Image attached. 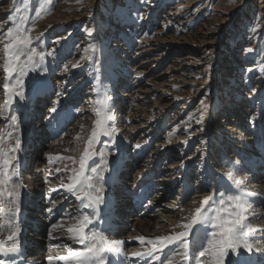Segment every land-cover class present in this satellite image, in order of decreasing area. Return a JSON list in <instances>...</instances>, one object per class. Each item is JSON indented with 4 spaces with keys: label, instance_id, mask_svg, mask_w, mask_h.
Listing matches in <instances>:
<instances>
[{
    "label": "rangeland",
    "instance_id": "374dc122",
    "mask_svg": "<svg viewBox=\"0 0 264 264\" xmlns=\"http://www.w3.org/2000/svg\"><path fill=\"white\" fill-rule=\"evenodd\" d=\"M41 3L28 0L25 9L24 0H0V32L15 22L9 16L18 19L26 14L31 48L45 54L42 63L35 58L36 68L24 77L23 97L16 98L9 108L15 103L26 106L34 93L52 82L41 118L53 117L52 107L61 108L64 114L69 111L67 116L73 118L66 121L69 132L57 143H52L49 135L42 139L43 144L65 148L64 154L56 156L47 151L48 160L53 157L49 185L70 183L72 170H79L97 119L95 100L105 95L110 97V126L116 131L111 137L98 136L91 149L94 159L98 156L92 167L101 164L103 153L107 160L103 168L110 166L112 170L127 152L140 160L138 172L140 167L156 166L157 173L163 172L164 180L170 182L168 192L178 190V195L166 196L159 203L161 213H166L165 204L170 202L177 205L174 212H188V200L183 203L179 195L185 194L188 185L192 189L190 201L202 195L214 194L219 200L221 193L236 194L223 188L225 181L234 183V178L242 184H254L243 170L264 171V157L257 152L264 151V0H52L38 16ZM249 48L253 51L248 52ZM3 83L0 70V108L5 100ZM75 93L85 99L78 103L79 96H72ZM235 106L243 113L239 119L230 112ZM16 124L11 122L10 128L14 125L22 131ZM76 125L77 130L71 131ZM10 128L0 129L5 135L0 138V147L2 143L5 147L15 144L17 138L6 136ZM70 132L74 141L67 144ZM66 146L76 147L69 151ZM247 150L252 157L249 160ZM210 162L218 165L214 166L216 171ZM129 168L133 170V166ZM187 174L196 182L184 187L181 183H187ZM263 179L254 185L264 183ZM151 218L152 222L157 219ZM248 222L252 227L251 220ZM178 257L183 260L184 255Z\"/></svg>",
    "mask_w": 264,
    "mask_h": 264
},
{
    "label": "bare ground",
    "instance_id": "6f19581e",
    "mask_svg": "<svg viewBox=\"0 0 264 264\" xmlns=\"http://www.w3.org/2000/svg\"><path fill=\"white\" fill-rule=\"evenodd\" d=\"M55 16L62 17V15L58 13H55ZM111 84L112 83L109 82L108 85L111 86ZM53 85L54 84H52V82H49L48 85L42 88L38 93H34L31 97V101L27 103L26 106H19L17 103L13 105L12 109L15 111H19L16 117L18 120L16 126H19V128L22 131H20L19 129L17 130L14 129L17 127L12 125L9 131V133H11V136H9V133L6 135L9 139H14L15 137V138H19L21 141L20 148L14 153V155L17 157L16 161L14 162V166L20 167V169H24V170H20L19 173L16 170L14 177L15 182H17L20 185V193H21L20 206H24L25 202L31 204L29 210L30 213L33 215L30 217L35 222L37 221L41 224L40 225L41 229H43L44 226V223L42 221L43 219L42 214L45 212L48 213V215L46 216V221H44L46 223L48 222V226L46 227L45 230H42L47 241L46 242L47 245L44 251L50 248L52 250L49 251V253L35 250L34 252L36 253L31 254L30 259L39 261L40 263L43 264H50L48 260V257L50 256L51 257L66 256L69 250L77 251V252L82 250V245L73 241L72 239H69L71 234L67 231V229L69 227H75L82 220V217L87 215L91 217L93 223L87 226L86 231L102 232L99 228H96L98 221L100 222L101 225L104 222L103 218L109 216L111 212L114 209H116L115 207L117 206V204L119 205L121 201L119 210L124 211L123 208H127L126 210L127 213L125 211L124 212L125 214H128L127 220H125V223L123 224L121 231L116 235L110 234V232L108 231L102 233L105 236H107L109 240H118L121 241L122 243L118 246V251H114L106 254L105 264H138V263L164 264L165 258H169L168 260H171L172 264H201V261H203V264H212L211 256L206 255L203 258L199 256L200 251L207 249L209 246V239L207 237V232L210 231V229H206L200 225H194L196 227L194 228L193 226L192 232L188 237L190 246L187 249V253L192 258L187 262H185L184 257L183 260H181L178 257L179 255L181 256L185 255V251H186L180 246L179 243L171 244L168 245L166 248H164L163 252H161L160 254V260L155 259V256L141 258L132 255V253L134 252H144L146 250L151 249L152 244L148 242L149 241L155 242L157 237L174 235L175 233L184 231V229L180 226L190 222L192 216L195 214L196 209L200 207L201 201L206 197V195H202V197L200 196L198 198H193L192 200L189 201L190 195L187 193L189 188H190L189 191L191 190V187L189 186V188L186 190L185 194L183 195V200H182L183 203H185V201L188 200L186 202L187 205L186 208L189 210L188 212L186 211V214L185 212L177 213L173 211L175 208H177L175 202H170L169 204L166 203L165 205H167L166 208L167 211L166 213H161L162 208H158V204L163 199L165 201V194L169 190L168 184L170 182L164 180L163 182H159L155 185L156 166L144 170H141L140 167L138 172L140 160L134 157L132 159L129 156V154L127 155L123 154L120 158V162L117 163L118 167L116 170H111L109 169L110 166H105L106 168L104 167V170L101 173L103 177L102 181L99 182L94 181V183H103L104 192L101 194L102 200L100 204L95 205L91 208L85 207V204L87 203L86 200L82 202L80 199H77V196L80 194L79 192H70L66 190L64 187L62 186L58 187V185L55 186L52 183H51L52 185H49L50 184L49 178L53 170L50 172L51 168L49 166L50 162L48 160L47 151L48 150L51 151L53 155L56 156V155L64 154L65 148L63 146L60 148L56 146L57 147L56 148L54 145L51 146L50 143L43 144L42 139L47 134V131L51 127H54V132L57 134V137L59 138L64 137L66 133L69 132L68 130L70 128L69 126L63 129L61 125H58L53 119H49L43 122L41 121L42 119L36 121L41 113V110L45 107L46 104V101H44L45 98H41L39 97V95L45 96L46 94H48L52 90ZM108 90L114 93L116 91L111 89ZM44 93L46 94L44 95ZM72 96H78V93H75ZM144 99H146V97ZM237 107L236 106L235 108L233 107L234 111L233 113L231 112V114H233L234 117H237V119H239L240 117H242L243 113L242 111L237 110ZM9 110L10 108L8 107V108H4L0 112L1 122H3V120L9 119L8 118ZM136 110L138 109L136 108ZM67 112L65 114V117H63V119L61 120L62 123H66V121L73 120V118L70 119V116L69 117L67 116ZM136 114H135V118H136ZM26 116H29L30 119L31 117H34L33 122L30 121V119L27 118ZM24 121L25 124L22 126ZM231 121H236V120H231ZM134 122L136 123V126L139 127V122L137 121V119L136 120L134 119ZM77 127L78 125H76V127H74L71 131H75ZM227 129L234 130L236 128L229 127ZM73 136H74L73 132H70V138L66 140L67 144L74 141ZM4 137H5L4 133L0 134V138H4ZM36 141L38 142L37 145H36ZM12 143L13 142H10V144ZM10 144H8L7 146H10ZM23 144L31 149L30 152H26L23 149ZM7 146L3 147L7 149L6 151L11 149L12 147V146L7 147ZM66 147L67 150L69 149V151L71 150L74 151L76 146L74 147L66 146ZM43 150L44 152L40 153ZM94 157L95 154L91 157V159L88 160L86 165L87 174L89 175H92V173L90 172V168L93 165H95L98 156H96L95 159ZM129 162H131V165L134 166L135 168L134 173H132L131 171L128 172L125 171L126 164ZM38 163L40 164L38 165ZM54 167L55 166H53L52 168ZM123 171L125 175L121 176V173ZM257 172H258L257 174L263 173V171H257ZM244 180L246 181L247 179ZM56 181L58 180L56 179ZM159 181H162V179ZM236 181L237 179L235 178H234V183L225 181L223 188L225 189V191L231 190L232 192L235 193L242 191L243 193H246L244 199L247 201V206H248L247 215L249 217V221L251 220L252 227L255 228V230H253L254 237L252 238L254 239L252 240L254 251L251 254L244 253V257H243L244 264H264V243L258 244L260 240H263L264 242V183H260V185L257 186L249 183L242 184L241 182V189L238 190L236 189L235 186ZM254 181H256V179ZM261 181H264V179ZM155 187L156 189H154L153 191L151 188H155ZM221 189L222 186H219V190ZM176 190H177L176 188H173V190H171L170 192L177 194ZM135 193H139V194L134 195ZM24 194H26V197H24ZM7 199L8 198L5 197V200ZM43 204H45V206L47 207V211H45L46 210L45 208L42 209ZM106 206H108V211L105 210ZM59 208H63L64 210L63 215L59 221L54 222L53 217L55 215V212ZM134 208L142 209L141 216L129 214L130 211L135 210ZM49 209H51V211H49ZM71 214H73V216H71ZM154 216H156L157 219H155V221L152 222L151 217ZM125 217L126 215L124 216V218ZM257 221L258 223H256ZM53 225H56V227L54 228ZM112 229L115 231V228ZM0 232H1V228H0ZM257 232L260 233L257 234ZM138 237L145 238L143 243H141ZM202 238H204V240ZM35 239H40V238L36 237ZM134 244H136L137 246L136 245L134 246ZM147 244H149V246H146ZM131 245L133 246L131 247ZM134 247L136 248L134 249ZM173 251H176L177 253L174 255L170 254ZM51 264H68V262L53 260L51 261ZM225 264H230V261L226 260Z\"/></svg>",
    "mask_w": 264,
    "mask_h": 264
},
{
    "label": "snow or ice",
    "instance_id": "6c2138e0",
    "mask_svg": "<svg viewBox=\"0 0 264 264\" xmlns=\"http://www.w3.org/2000/svg\"><path fill=\"white\" fill-rule=\"evenodd\" d=\"M19 2V0H18ZM234 2V0H233ZM52 0H42L39 6L37 15L45 10L47 5H50ZM28 0H24V8L27 9ZM21 10L17 8V12ZM10 21H15L11 27L6 31L0 32V44H2V56L0 60V70L4 73L3 89L5 93V100L3 107L8 108L18 97H23L24 77L28 75L30 70L36 68L35 58L38 56L42 63L45 59L43 52H37L31 48L32 39L29 35L25 25L28 20L26 14H20L17 19L14 16H9ZM25 49H30L27 53ZM90 49H85L89 51ZM94 51V49H91ZM252 52L253 49H247ZM26 59L22 61V57ZM110 97L107 95L99 97L95 100L96 108L95 115L97 119L95 126L92 130L91 136L88 139L87 146L83 150V155L80 158V168L77 171L73 169L74 175L69 177L71 183L62 184L66 190L70 192H79L77 199L82 202L87 201L85 207H93L99 205L102 200V193L104 192L103 183H94V181H102L101 175L104 170L103 165L107 164V160L103 159L101 153V164L91 167L90 172L92 175L87 174L86 165L89 159L95 154L92 145L100 135L111 137L115 133V129L110 126L113 116L110 114L108 108V100ZM204 107H207L204 105ZM50 112H55L56 108L49 109ZM13 123L16 122V117L10 118ZM11 136V133H9ZM21 141L19 138L15 140V144L5 151L0 147V214H7L9 223L14 218L16 213L21 211L20 208V185L15 182V168L14 162L17 157L14 153L20 148ZM139 147V145H137ZM62 159V157H57ZM49 162L52 158L49 157ZM59 172V169H57ZM228 176L231 177L232 173L229 172ZM236 189H241V181L235 182ZM246 193L239 191L236 194L221 193V198L216 200L213 195L206 196L195 211L190 222L183 224L180 227L184 231L175 233L174 235L157 237L156 241H149L152 248L144 252H134L133 256L136 257H153L155 253L163 252L164 248L168 245L179 243L185 249L184 260L189 261L192 257L187 253L190 246L188 237L190 236L193 226L200 225L206 229H211L207 232L209 239V246L207 249L200 251L201 258L206 255L211 256L212 264H225L226 260L230 264H244V253L251 254L254 251L252 243V227L250 225L247 201L244 199ZM5 197L8 199L5 200ZM51 211V209H49ZM93 223L90 216H83L82 220L75 226L69 227L67 231L71 234L69 239L82 245V250L72 251L69 250L66 256L48 257L51 264L53 260L67 261L68 264H105L106 254L118 251V246L122 243L118 240H109L102 232L86 231L88 225ZM55 228L56 225H53ZM19 228L12 231L8 236L10 245H5L0 241V253H15L19 249L17 236ZM143 243L144 237H138ZM155 259L160 260V256H155ZM0 264H5L4 260H0ZM164 264H172L171 260H166ZM203 264V261H201Z\"/></svg>",
    "mask_w": 264,
    "mask_h": 264
}]
</instances>
